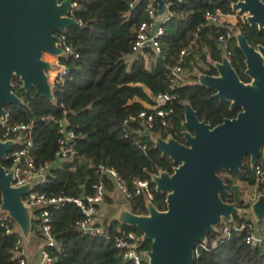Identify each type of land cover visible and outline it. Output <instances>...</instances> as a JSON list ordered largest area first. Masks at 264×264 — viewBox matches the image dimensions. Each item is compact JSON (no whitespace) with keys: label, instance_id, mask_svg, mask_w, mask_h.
Returning <instances> with one entry per match:
<instances>
[{"label":"trees","instance_id":"1","mask_svg":"<svg viewBox=\"0 0 264 264\" xmlns=\"http://www.w3.org/2000/svg\"><path fill=\"white\" fill-rule=\"evenodd\" d=\"M76 1L77 7L72 9L69 16L77 24L56 35L64 38V44L72 47L78 58H60L59 62L67 67L68 74L63 85L52 89L54 100L37 95L34 89L24 91L19 79L13 77L12 92L22 103L4 106V110L9 111L11 124L34 121L31 158L35 165L59 163L46 172L45 180L36 183L33 191L47 197L84 198L93 194L92 186L99 180L98 167L106 166L115 170L131 193L126 198L129 212L147 215L146 200H150L158 211H165L166 194L155 191L152 176L162 171L172 174L177 164L161 155L154 147V139L172 138L183 142L181 124L184 121L185 103L195 111L199 121L211 128L237 115L238 109L231 110L229 102L214 98L211 89L198 84L199 74L217 76L214 64L221 62L223 55L227 56L243 83L250 81L244 74L245 58L237 47L235 37L229 41L223 54L217 43L223 29L203 26L207 11L218 9L224 14L238 13L231 6L239 0L167 1V20L162 25L164 35L160 39L161 55L154 58L150 69L145 66L143 57L133 55L131 50L134 31L147 19L148 6L152 4L156 8L153 0H137L133 8L130 4L134 0ZM261 1L264 3V0ZM237 17L234 33L239 31L252 47L264 46V29L250 26ZM194 34L197 35L199 53L190 56L183 64L188 77L173 93L174 98L168 106L171 114L163 120L154 119L153 128L147 135L141 134L143 128L138 122L123 126L124 120L138 115L151 103L148 92L156 95L167 90L169 70L177 64L179 51L188 47ZM131 55L134 59L128 65L126 59ZM42 117L68 120V128L74 131L76 138L67 159L56 160L57 128L41 121ZM144 146L145 150L142 149ZM246 160L243 159V167L238 174L228 173L248 186L258 185L264 190L263 185L256 181L254 168ZM1 164L6 169L10 168L7 161H1ZM218 175L230 192V196L221 197L222 201L235 204L232 182L220 173ZM135 180L148 182L151 199L143 193L135 195ZM104 181V202L109 203L115 187L109 179L105 178ZM236 207L245 208L243 202ZM37 213L34 210L32 214V231L42 241L37 230ZM241 215H234L230 222L224 220L214 225L215 232L206 236L207 250L198 244L195 246L194 264H264V249H254L244 243L252 224L244 221ZM49 219L56 242L54 248L48 249L53 264H132L122 259L112 239H93L80 233L76 223L81 219V214L74 204L65 203L49 209ZM6 223L12 233L7 234L0 226V264H18L19 258L13 248L21 237L15 231L16 224L12 220ZM98 225L109 236L134 233L139 238L137 249L141 253L150 248L149 242L140 241L142 234L136 227L115 219L106 220L103 225L100 221ZM224 225L231 227L229 237L222 235ZM240 225L244 226L243 231L234 230ZM214 242L216 246L212 247ZM29 264L32 262L29 261Z\"/></svg>","mask_w":264,"mask_h":264},{"label":"water","instance_id":"2","mask_svg":"<svg viewBox=\"0 0 264 264\" xmlns=\"http://www.w3.org/2000/svg\"><path fill=\"white\" fill-rule=\"evenodd\" d=\"M153 0L157 20L167 13L166 2ZM72 0H0V117L4 106L21 104L12 92L11 80L17 77L24 91L54 100L46 72L51 64L44 54L62 56L60 38L77 22L69 16ZM245 15L250 26L264 29V3L261 0H239L231 6ZM237 47L245 60L244 74L250 79L243 83L226 55L215 63L217 76L197 75L198 84L211 89L213 97L230 103V109L240 111L233 119H225L211 128L199 121L188 103L184 107L183 143L172 138L154 139V147L162 156L177 164L172 174L162 171L152 176L155 191L166 194V210L158 211L146 200L147 215H134L122 209L115 220L136 227L141 242H149L144 252L147 264H194V249L215 232L214 225L232 221L241 215L234 203H224L230 196L228 187L218 175L221 171L238 174L243 159L254 168L260 163L264 187V46L252 47L239 32L234 33ZM14 141H0V213L12 220L26 239L32 232L33 209L22 198L33 190V183L11 187L13 170L2 166ZM255 221L264 219V192L251 206ZM32 211V214H31Z\"/></svg>","mask_w":264,"mask_h":264},{"label":"built area","instance_id":"3","mask_svg":"<svg viewBox=\"0 0 264 264\" xmlns=\"http://www.w3.org/2000/svg\"><path fill=\"white\" fill-rule=\"evenodd\" d=\"M134 0L130 4L133 8ZM77 7V1L72 0V9ZM240 20L245 21V15L239 16ZM238 17L234 14H224L220 10L207 11L204 14V27H217L223 29V32L219 34L217 38L218 46L225 53L229 41L234 37V26L237 22ZM167 20V13L162 21L157 20V9L150 4L147 9V19L141 22L135 29L134 43L132 45V54L136 56H153L159 57L161 55V44L160 39L164 35L163 23ZM235 21V23L232 22ZM199 30V29H198ZM61 44L60 49L62 50L61 57H73L78 58V54L72 49V47L64 44V38L59 37ZM197 35L194 34L192 41L188 47L183 48L179 51L177 64L169 70L167 90L164 93L152 95L148 92L151 103L146 105L145 110L140 112L136 116H129L123 122V126H127L129 123L138 122L142 128V135L149 134L153 128L154 119H164L171 114L172 110L168 108L169 104L174 98V91L182 86L186 80L187 72L183 68V64L190 56H195L199 53V46L196 42ZM57 69L54 70V74L48 78L49 84L53 87L61 86L65 82V78L68 74L66 66L60 64L56 60ZM51 79V83H50ZM10 114L9 111L4 110L3 115L0 117V141H14L15 145L7 153V159L10 168L6 169L9 171L13 170V180L11 187H20L28 183L43 182L46 177V172L53 166V164H45L37 167L31 158V152L34 147L32 140V129L34 121L31 120L28 123H16L11 124L9 122ZM41 121L54 125L57 128V150L55 158L57 161H63L67 159L69 154L72 152L73 141L76 135L72 129L68 128V120L66 119H54L52 117H42ZM145 146L142 148L145 150ZM254 166L255 176L257 183L261 182V175L263 169L261 165ZM99 180L92 186L93 194L84 198H72V197H47L44 194H40L31 190L26 196L22 198L23 204L26 207H31L37 211L36 221L37 230L40 232L43 246L40 248L37 256V260L34 264H53V258L49 253V248H54L56 242L52 235L49 209L59 207L65 203L74 204L80 211L81 219L76 223V226L80 233L85 236H89L93 239L104 237L105 239H112L114 246L122 254L124 261L131 262L132 264H147V259L144 253H140L136 248L139 238L132 232L122 233L119 236H109L105 234L97 221V206L104 202L106 196L105 181L109 179L116 191H119L125 198H129L131 193L124 183L120 180L114 169L99 166L97 169ZM35 183V184H34ZM135 195L145 194L148 199H151V193L147 181H134ZM5 213H0V226L6 231L7 234L12 233V229L6 223L4 218ZM234 230L240 232L244 230V226L240 225ZM231 227L224 225L222 228V235L229 237ZM244 243L256 249H264V231L255 232L253 227L249 229L248 234L244 237ZM202 249L207 250L206 242L198 244ZM216 243L212 244L215 247ZM13 252L17 255L18 264H29L24 249L21 246V241L17 242L13 248Z\"/></svg>","mask_w":264,"mask_h":264},{"label":"rangeland","instance_id":"4","mask_svg":"<svg viewBox=\"0 0 264 264\" xmlns=\"http://www.w3.org/2000/svg\"><path fill=\"white\" fill-rule=\"evenodd\" d=\"M234 15L241 16L238 13H236ZM232 22L235 23L234 20H232ZM154 58L155 57L149 56V55L145 57V59L143 61H144L145 66L147 68L150 67V64H153ZM42 59L45 62H48L51 64V68L46 72V75L48 76V78H50L54 74L53 73L54 70H56L58 68L56 65V60L60 61L61 59H55V58H52L51 56L46 55V54H44L42 56ZM133 59H134L133 55L127 57V59H126L127 64L129 65ZM186 77H188V74ZM50 83H51V79H50ZM50 85L53 87L52 84H50ZM58 165H59V163H54L53 167H56ZM219 173L221 174V176L229 179L232 182L231 189H232L233 194H234L233 200H234L235 204L238 205L240 202H243V206L245 208L241 209L242 215L240 217L244 221H250L255 232H261L259 230H262L264 228V219H262L260 222H256L254 215L252 213V210H251V206L257 200V198L264 192V190L260 189L258 185L248 186L245 183H242V182L236 180L233 175H230L226 171H221ZM98 206H99V211L97 213V218L99 221L102 222V225H103L104 221L116 218L118 216V213L122 209L128 210L127 199L119 191H116V190L111 195V202H109V203L108 202H102L101 204H98ZM31 214H32V211H31ZM14 229L16 232L19 233V235L21 237L22 246H24L28 250L29 253L31 251L33 252V250H35L37 248L40 249L43 246V241L38 240L35 237V231L34 230L31 232L30 238L26 239V237H24L23 233L20 231V229L16 225H15ZM219 229H220V226L217 228V230L219 231ZM136 248H138V244L136 245ZM27 257L28 256H26V258Z\"/></svg>","mask_w":264,"mask_h":264},{"label":"crops","instance_id":"5","mask_svg":"<svg viewBox=\"0 0 264 264\" xmlns=\"http://www.w3.org/2000/svg\"><path fill=\"white\" fill-rule=\"evenodd\" d=\"M145 57H144V59H145ZM151 66H152V64H150V67L148 69H150ZM97 221L100 222L98 220V218H97ZM259 231H264V228L262 230H259ZM21 246H22V244H21ZM22 248L24 249L26 256H28L27 257L28 262L30 261V262H32V264H34L36 262V260H37L38 252H39L40 249L37 248V249L33 250V252L31 251L32 253L31 252L29 253L28 250L24 246H22Z\"/></svg>","mask_w":264,"mask_h":264},{"label":"flooded vegetation","instance_id":"6","mask_svg":"<svg viewBox=\"0 0 264 264\" xmlns=\"http://www.w3.org/2000/svg\"><path fill=\"white\" fill-rule=\"evenodd\" d=\"M223 54H224V52H223ZM238 110H239V109H238ZM239 111H240V110H239ZM239 111H238V112H239ZM237 114H238V113H237ZM235 117H236V116H235ZM235 117H234V118H235ZM232 119H233V118H232ZM182 143H183V142H182ZM246 161L249 163V160H248V158H247V160H246Z\"/></svg>","mask_w":264,"mask_h":264}]
</instances>
